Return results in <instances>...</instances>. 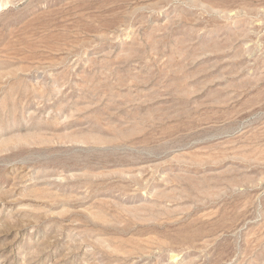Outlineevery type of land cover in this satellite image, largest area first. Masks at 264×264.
<instances>
[{"label": "rangeland", "instance_id": "1", "mask_svg": "<svg viewBox=\"0 0 264 264\" xmlns=\"http://www.w3.org/2000/svg\"><path fill=\"white\" fill-rule=\"evenodd\" d=\"M0 264H264V0H0Z\"/></svg>", "mask_w": 264, "mask_h": 264}]
</instances>
